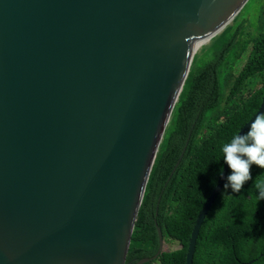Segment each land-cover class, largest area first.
Returning <instances> with one entry per match:
<instances>
[{
	"label": "water",
	"instance_id": "obj_1",
	"mask_svg": "<svg viewBox=\"0 0 264 264\" xmlns=\"http://www.w3.org/2000/svg\"><path fill=\"white\" fill-rule=\"evenodd\" d=\"M248 2L0 0V264H126L194 58ZM261 112L264 83L239 133Z\"/></svg>",
	"mask_w": 264,
	"mask_h": 264
},
{
	"label": "trees",
	"instance_id": "obj_2",
	"mask_svg": "<svg viewBox=\"0 0 264 264\" xmlns=\"http://www.w3.org/2000/svg\"><path fill=\"white\" fill-rule=\"evenodd\" d=\"M246 54L237 72L234 64ZM263 83L264 0H249L194 58L147 183L126 264H185L195 221L225 165L222 146L259 110ZM230 174L200 228L193 264H264V200L258 201L254 186L258 177L264 181V169L253 165L239 193L224 187ZM157 227L165 244L178 247L153 259Z\"/></svg>",
	"mask_w": 264,
	"mask_h": 264
},
{
	"label": "clouds",
	"instance_id": "obj_3",
	"mask_svg": "<svg viewBox=\"0 0 264 264\" xmlns=\"http://www.w3.org/2000/svg\"><path fill=\"white\" fill-rule=\"evenodd\" d=\"M222 153L231 171L224 187L239 193L252 179L253 165L264 169V112L256 115L247 132L234 135L230 142L224 144ZM254 186L259 192L258 201L264 200V181L258 177Z\"/></svg>",
	"mask_w": 264,
	"mask_h": 264
},
{
	"label": "rangeland",
	"instance_id": "obj_4",
	"mask_svg": "<svg viewBox=\"0 0 264 264\" xmlns=\"http://www.w3.org/2000/svg\"><path fill=\"white\" fill-rule=\"evenodd\" d=\"M255 8H256V6L254 5V6H252V10H255ZM253 13H254V11H252V14H251V16L253 15ZM256 14V13H255ZM251 20H252V24H254V25H257L258 26V18L256 17V18H251ZM246 59H247V54L245 55V57L242 59V60H240L239 62H237V63H235L234 64V66H235V70L238 72L239 70H240V68L244 65V63H245V61H246ZM197 63L200 65V64H202V61H201V59H199V60H197ZM178 246L177 245H174V246H168L167 244H165V249L166 250H169V249H175V248H177Z\"/></svg>",
	"mask_w": 264,
	"mask_h": 264
}]
</instances>
